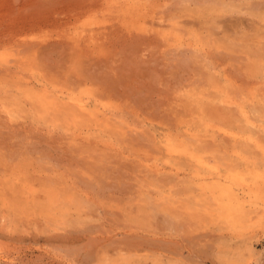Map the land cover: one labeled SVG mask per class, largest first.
Wrapping results in <instances>:
<instances>
[{
	"label": "rangeland",
	"instance_id": "obj_1",
	"mask_svg": "<svg viewBox=\"0 0 264 264\" xmlns=\"http://www.w3.org/2000/svg\"><path fill=\"white\" fill-rule=\"evenodd\" d=\"M110 1L0 0V264H264V0Z\"/></svg>",
	"mask_w": 264,
	"mask_h": 264
},
{
	"label": "bare ground",
	"instance_id": "obj_2",
	"mask_svg": "<svg viewBox=\"0 0 264 264\" xmlns=\"http://www.w3.org/2000/svg\"><path fill=\"white\" fill-rule=\"evenodd\" d=\"M111 3L113 2V0L110 1ZM120 3V2H119ZM122 4V3H121ZM121 8H123L122 4ZM126 10V9H125ZM83 31H86V28H82L80 30H77L75 32L77 37H81L83 34ZM3 58V56L1 57ZM30 93V92H29ZM32 99L38 104L40 105L41 103V96H39L38 93H32ZM238 180H244L247 181L248 179H245V173L242 171V173L240 175H238ZM219 194L222 196V200H220L218 202V209L216 207L217 210V215L219 217H223V216H227V217H231L232 219H236L237 221H239L240 223H243L246 221L247 218V214L248 212L245 209V204L244 202L241 200L240 196L236 193V191L233 189V187L231 185L229 186H223L221 188H219ZM54 196L55 194L53 192L49 193V198L44 202V206L46 209H52L54 208L53 206L55 205V201L54 200ZM44 208V209H45ZM229 217V218H230ZM262 221L263 218L262 217H257L255 219ZM252 249L251 245L247 244L245 245V247L241 248V247H237V249L234 251H229L232 253V257H230V259H232V263L233 264H251L247 262V253ZM231 250V249H230ZM230 254V253H229Z\"/></svg>",
	"mask_w": 264,
	"mask_h": 264
}]
</instances>
